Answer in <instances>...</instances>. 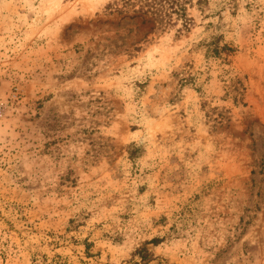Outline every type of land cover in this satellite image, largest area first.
Here are the masks:
<instances>
[{
  "label": "rangeland",
  "instance_id": "1",
  "mask_svg": "<svg viewBox=\"0 0 264 264\" xmlns=\"http://www.w3.org/2000/svg\"><path fill=\"white\" fill-rule=\"evenodd\" d=\"M120 7L0 0V264H264V0Z\"/></svg>",
  "mask_w": 264,
  "mask_h": 264
},
{
  "label": "trees",
  "instance_id": "2",
  "mask_svg": "<svg viewBox=\"0 0 264 264\" xmlns=\"http://www.w3.org/2000/svg\"><path fill=\"white\" fill-rule=\"evenodd\" d=\"M189 0H118L120 8L117 12L130 11L133 18L139 17L143 23L153 24L156 29L166 27V19L175 15L178 20L188 21L186 15V4ZM234 50L227 45L219 47L215 43L209 42L206 45V55L220 57L222 54L229 55ZM148 253L142 249L138 252L141 264H149L151 261Z\"/></svg>",
  "mask_w": 264,
  "mask_h": 264
}]
</instances>
